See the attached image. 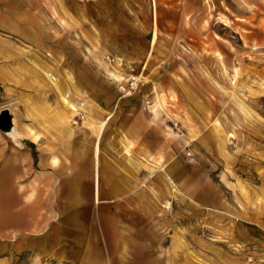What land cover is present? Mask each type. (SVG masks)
<instances>
[{
    "label": "rangeland",
    "instance_id": "1",
    "mask_svg": "<svg viewBox=\"0 0 264 264\" xmlns=\"http://www.w3.org/2000/svg\"><path fill=\"white\" fill-rule=\"evenodd\" d=\"M0 69L17 127L32 95L93 138L111 116L128 186L98 211L130 244L111 264H264V0H0Z\"/></svg>",
    "mask_w": 264,
    "mask_h": 264
},
{
    "label": "crops",
    "instance_id": "2",
    "mask_svg": "<svg viewBox=\"0 0 264 264\" xmlns=\"http://www.w3.org/2000/svg\"><path fill=\"white\" fill-rule=\"evenodd\" d=\"M0 81H10L1 69ZM85 87L89 85L80 86ZM31 99L24 101L25 114L18 124V131L24 127L31 133L19 131L20 139L12 143L0 132V262L15 263L21 253L35 255L36 264H111V258L128 259L130 244L116 212L98 211L105 204L119 205L121 188L128 186L121 181L117 149L111 153L102 140L95 197L89 142L93 135L86 128L58 122L49 112L42 116L47 108L41 96Z\"/></svg>",
    "mask_w": 264,
    "mask_h": 264
},
{
    "label": "bare ground",
    "instance_id": "3",
    "mask_svg": "<svg viewBox=\"0 0 264 264\" xmlns=\"http://www.w3.org/2000/svg\"><path fill=\"white\" fill-rule=\"evenodd\" d=\"M25 29H23L24 31H21L20 32L22 33V35H24L25 37H27L28 39H31L30 38V32H29V29L27 27H24ZM28 34V35H27ZM154 36H155V33L153 31V34H152V40L154 39ZM49 57V56H48ZM72 71H73V68H72ZM75 71V70H74ZM73 73L75 74L76 76V81L75 83L79 86H83V85H86V80H85V77L83 75V71L82 70H78L76 69V72ZM72 73V75H73ZM51 78V77H50ZM56 88V86H55ZM63 100L69 105V110L71 111V113L73 112H76V107L77 105L72 103V102H68L67 101V98L66 96L63 97ZM31 102V101H30ZM35 104V103H34ZM65 105V104H64ZM31 106V105H30ZM67 107V106H66ZM81 109V106H79ZM36 108V107H35ZM84 109V108H83ZM27 110V109H26ZM90 112V111H88ZM27 113V112H26ZM111 116H106L105 118H103L99 124L97 125V129L95 131V137L93 138V140L91 141V143H93V165H94V171H93V178H94V187H93V193H94V196L97 197L99 195V165H100V150H101V141H102V134H103V131L105 129V126H107L109 120H110ZM19 131L21 134H25V135H29L31 132L30 130H28L27 128H19ZM19 133V134H20ZM54 158V157H53ZM53 160V159H52ZM54 163L57 162V159H54L53 160ZM91 164V165H92ZM172 178H170L169 176L166 175V177L164 178V181L165 183L170 187V188H173V190L175 189V185L172 183ZM97 199V198H96ZM191 201H193L194 203H197L195 202L192 198H190Z\"/></svg>",
    "mask_w": 264,
    "mask_h": 264
},
{
    "label": "water",
    "instance_id": "4",
    "mask_svg": "<svg viewBox=\"0 0 264 264\" xmlns=\"http://www.w3.org/2000/svg\"><path fill=\"white\" fill-rule=\"evenodd\" d=\"M15 119L16 117L10 109L4 108L0 110V132L8 136L12 143H17L21 137L15 124Z\"/></svg>",
    "mask_w": 264,
    "mask_h": 264
}]
</instances>
